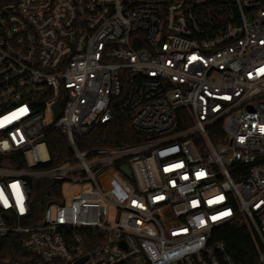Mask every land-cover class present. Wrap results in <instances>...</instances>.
<instances>
[{
	"label": "built area",
	"instance_id": "2783aa9c",
	"mask_svg": "<svg viewBox=\"0 0 264 264\" xmlns=\"http://www.w3.org/2000/svg\"><path fill=\"white\" fill-rule=\"evenodd\" d=\"M114 113L145 142L77 149ZM32 182L60 186L37 218ZM236 220L264 264V0H0V264H234Z\"/></svg>",
	"mask_w": 264,
	"mask_h": 264
},
{
	"label": "trees",
	"instance_id": "16d2710c",
	"mask_svg": "<svg viewBox=\"0 0 264 264\" xmlns=\"http://www.w3.org/2000/svg\"><path fill=\"white\" fill-rule=\"evenodd\" d=\"M146 137L135 132L129 115L114 113L112 121L97 125L87 135L76 138L75 144L80 151L95 149H120L145 142ZM49 162L43 167L57 166L71 156V149L66 137L58 131L50 132L46 137ZM117 164L106 174L103 185L108 195L112 196L114 185L119 187V194L124 195L133 188V181L126 179L118 170ZM117 183V184H116ZM33 216L39 217V211L46 201L57 200L59 184L49 182H32ZM214 238L223 243L226 253L234 264H256L260 246L252 236L249 228L239 220L217 228Z\"/></svg>",
	"mask_w": 264,
	"mask_h": 264
},
{
	"label": "water",
	"instance_id": "95a60500",
	"mask_svg": "<svg viewBox=\"0 0 264 264\" xmlns=\"http://www.w3.org/2000/svg\"><path fill=\"white\" fill-rule=\"evenodd\" d=\"M61 105L60 100L52 107V114L53 115V120L52 122H54L56 120V118L58 117L59 114V107ZM51 124H49L46 129H48L50 127ZM119 172L126 178V179H131V174L129 172V169L127 166H122L121 168H119Z\"/></svg>",
	"mask_w": 264,
	"mask_h": 264
},
{
	"label": "rangeland",
	"instance_id": "374dc122",
	"mask_svg": "<svg viewBox=\"0 0 264 264\" xmlns=\"http://www.w3.org/2000/svg\"><path fill=\"white\" fill-rule=\"evenodd\" d=\"M117 185H114V187H113V190H115V192H119V187ZM78 189H79V187L76 186V185H72V184L64 185L63 186V193L64 194H68V193H70V192H72L74 190H78ZM121 197H122L121 193L120 194L118 193L117 195H115V194L112 195V198L115 199V200L116 199H120ZM112 217L113 216L110 214V218H112Z\"/></svg>",
	"mask_w": 264,
	"mask_h": 264
}]
</instances>
